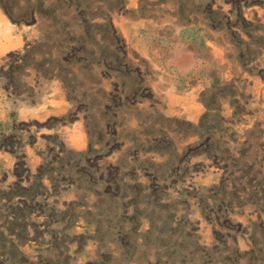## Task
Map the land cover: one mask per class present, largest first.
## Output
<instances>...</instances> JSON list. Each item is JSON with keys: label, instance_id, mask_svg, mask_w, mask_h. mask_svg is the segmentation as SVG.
Instances as JSON below:
<instances>
[{"label": "rangeland", "instance_id": "obj_1", "mask_svg": "<svg viewBox=\"0 0 264 264\" xmlns=\"http://www.w3.org/2000/svg\"><path fill=\"white\" fill-rule=\"evenodd\" d=\"M0 264H264V0H0Z\"/></svg>", "mask_w": 264, "mask_h": 264}, {"label": "trees", "instance_id": "obj_2", "mask_svg": "<svg viewBox=\"0 0 264 264\" xmlns=\"http://www.w3.org/2000/svg\"><path fill=\"white\" fill-rule=\"evenodd\" d=\"M21 164H22V161L19 160V162H17V168H19V166H21ZM17 175L20 177L21 174L17 173Z\"/></svg>", "mask_w": 264, "mask_h": 264}, {"label": "bare ground", "instance_id": "obj_3", "mask_svg": "<svg viewBox=\"0 0 264 264\" xmlns=\"http://www.w3.org/2000/svg\"><path fill=\"white\" fill-rule=\"evenodd\" d=\"M205 43V42H204ZM5 50V49H4ZM223 53V52H222ZM231 59V58H230ZM207 64V63H206ZM228 71V70H227ZM229 74V73H228ZM233 75V74H232ZM187 77V76H186ZM178 103V102H177ZM176 110V109H175ZM248 110V109H247Z\"/></svg>", "mask_w": 264, "mask_h": 264}]
</instances>
